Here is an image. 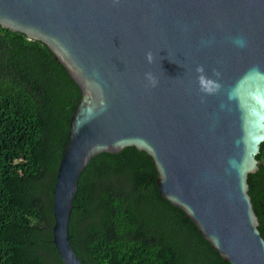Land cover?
<instances>
[{
  "label": "water",
  "instance_id": "1",
  "mask_svg": "<svg viewBox=\"0 0 264 264\" xmlns=\"http://www.w3.org/2000/svg\"><path fill=\"white\" fill-rule=\"evenodd\" d=\"M0 27L44 44L80 89L52 192L62 264H82L68 238L82 171L126 147L224 261L264 264L247 184L264 142V0H0Z\"/></svg>",
  "mask_w": 264,
  "mask_h": 264
},
{
  "label": "trees",
  "instance_id": "2",
  "mask_svg": "<svg viewBox=\"0 0 264 264\" xmlns=\"http://www.w3.org/2000/svg\"><path fill=\"white\" fill-rule=\"evenodd\" d=\"M80 89L41 42L0 27V264H62L53 187ZM248 195L264 239V142ZM151 157L100 153L82 171L68 224L82 264H229L160 196Z\"/></svg>",
  "mask_w": 264,
  "mask_h": 264
}]
</instances>
